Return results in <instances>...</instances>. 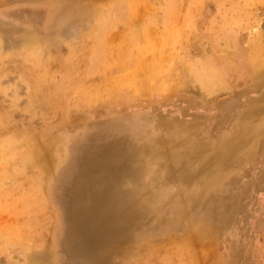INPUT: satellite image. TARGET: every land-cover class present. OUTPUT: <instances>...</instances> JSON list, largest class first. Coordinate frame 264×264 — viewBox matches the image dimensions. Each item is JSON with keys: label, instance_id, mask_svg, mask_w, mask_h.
<instances>
[{"label": "rangeland", "instance_id": "rangeland-1", "mask_svg": "<svg viewBox=\"0 0 264 264\" xmlns=\"http://www.w3.org/2000/svg\"><path fill=\"white\" fill-rule=\"evenodd\" d=\"M0 264H264V0H0Z\"/></svg>", "mask_w": 264, "mask_h": 264}]
</instances>
